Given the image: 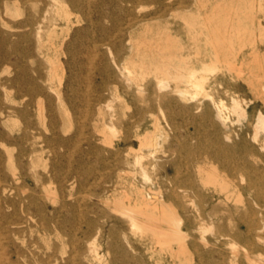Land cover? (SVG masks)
Here are the masks:
<instances>
[{"label":"bare ground","instance_id":"1","mask_svg":"<svg viewBox=\"0 0 264 264\" xmlns=\"http://www.w3.org/2000/svg\"><path fill=\"white\" fill-rule=\"evenodd\" d=\"M11 1H3L0 17L3 11L7 13ZM30 1L40 3L39 10L28 12L17 24L24 32L17 37L28 38V45L21 49L20 42H11L9 35L5 39L8 47L21 49L22 57L16 61L8 54L3 57L6 68L21 66L25 59L29 63V67L22 65L18 71L19 77L29 76L18 85L28 101L23 109L14 111L22 117L24 126L17 137L0 130V145L8 148V143L15 142L20 147L19 168L35 184L31 188L30 182L24 183L23 193L30 192L26 197L3 198L11 185L3 172L0 153V237L9 250L6 257H0V264H22L19 258L25 257L26 249L19 241L23 225L33 214L38 217L34 225L37 230L57 236L58 242L49 245L44 253L52 264H148L144 261L148 255L150 264H169L162 260L165 255L174 264H238L240 242L247 245L243 253L247 264H257L264 256V140L258 135L264 117L260 116L253 135L235 130L223 95L231 97L235 109L240 107L236 93L244 90L237 83L245 75L244 48L250 45L254 58L264 52V46L261 48L255 40L257 35H263L264 0L13 2ZM144 3L158 5L160 10L151 19L166 25L171 23L165 18L166 10H172L174 5L195 13L187 22L188 44L176 43V53L166 55L170 40L178 37L180 30L169 32L161 22L153 25L147 18H134V10ZM122 14L126 16V29L119 25ZM76 25L82 27L65 48V34L69 35ZM138 30L140 39L135 42L133 35ZM125 31L129 33L127 40L134 41L133 54L120 67ZM80 39L85 43L76 45ZM107 54L114 56L116 70L122 68L127 81L125 90L115 95L128 101L131 88L135 86L137 90L130 102L137 106L136 112L128 119L116 112L105 113L103 91L110 82L117 83L110 63L101 62ZM36 57L49 61L47 73L41 66L35 67ZM171 68L176 72L172 74ZM59 70L63 71L61 76ZM218 70L221 76L212 78L211 73ZM170 76L174 85L165 82ZM256 76L250 84L255 95L263 98L264 85H256ZM56 77L59 85L65 79L68 84L54 103L47 97V85ZM40 98L47 103L46 116L39 107L43 119L38 124L44 133L35 132L38 129L30 113L34 104L43 101ZM165 111L177 113L181 122L167 121L163 126L156 113ZM10 113L8 108L0 111L5 118H10ZM178 126L182 129L180 148L173 152L168 149L160 157L155 148L159 138H168ZM115 129H120L121 140H105L102 147L99 136ZM82 145L86 146L83 150ZM184 148H189L185 154ZM175 152V160L170 159ZM45 155H49L51 163L41 176L35 167ZM186 160L187 178H172L166 164L176 169ZM132 166L139 170H129ZM151 166L161 171L150 174ZM59 176L70 183L71 201L49 212L48 203L58 201L45 185ZM21 179L23 176L14 173L11 180L18 183ZM98 179L101 189L92 191L94 199L75 196L74 191L81 194ZM168 179H174L181 189L187 187L195 196L192 221L180 213V195L161 188ZM142 181L145 185L140 184ZM100 218L109 225L101 223ZM192 228L194 235L189 233ZM100 234L102 241L96 245ZM156 255L161 260L154 261Z\"/></svg>","mask_w":264,"mask_h":264},{"label":"rangeland","instance_id":"2","mask_svg":"<svg viewBox=\"0 0 264 264\" xmlns=\"http://www.w3.org/2000/svg\"><path fill=\"white\" fill-rule=\"evenodd\" d=\"M3 1L5 0H0V6H2ZM15 1V0H13ZM13 1H11V3L9 4V8L7 10V13L5 11H3V13L1 14L0 17V111L4 110V108H8V111L11 112L10 118H5L0 114V130L5 131L6 133H8L9 135H11L12 137H17L19 135V130L24 126V120L22 119V117L15 113L14 111L16 110H21L24 108V106L26 105L27 97H25L24 92L21 91V89L19 88V83L23 82V79L26 80L29 78L28 75H26L25 77H19L18 76V71L20 69H22V65H25L27 67H29V63L28 61L25 59V63L23 62V64L17 65V66H9L8 68H6V65L4 64L3 61V57H5L7 54L8 56L13 60L16 61V59L22 57L21 54V49L26 48V46L28 45L29 39L26 37H23L21 39H19L17 37V34L19 33H24L23 30L18 29L17 28V24L19 23V21L23 20L26 16V14H28V12H35L37 9L39 10L40 8V3L36 2V1H30V2H21L19 4H15ZM14 4V5H13ZM19 8L21 9V15H19ZM27 8V9H26ZM159 6L155 5V4H148V3H144L142 4L139 8H136V10H134V18H138V19H143V18H147L146 21L149 22V24H153L156 25L158 24V22L161 21H157L156 19H151V17H153L154 13H156L157 11H159ZM165 9H161V11H164ZM189 10H185V9H177L176 6L174 5V8L172 10H166V20H169L171 23H169L168 25H166V23L161 22V24L165 27H168L170 29L169 32H174V29L178 28L180 30L179 32V36L178 37H173L170 40V47L165 50L166 55L167 54H175L176 53V48L175 45L176 43H187L188 44V28H189V23L188 20L190 17H194L196 16L195 13H189ZM76 15L73 16V18H75ZM142 17V18H141ZM126 16L124 14H122L120 16V24L122 25V28L126 29L127 28V21H125ZM82 27V25H76L73 27V29L70 31L69 35L65 34V42H64V47L66 48L70 43H72L74 41L75 38V33L76 31L80 30ZM164 27V28H165ZM262 36H256L255 40L256 43L263 48L264 46V27L262 29ZM45 34V33H44ZM128 32L125 31V39L123 41V46L125 48V53L123 56H121L119 58V64L120 67L123 66V62L124 60H126L127 58H129L132 54H133V44L134 41L136 42L137 40L140 39V34H141V30H138L135 32V34L133 35L134 37V41L133 42H129L128 39ZM12 36V38H8L10 41H14V42H20L21 44V49H14V46H12L13 48H9L5 39L8 36ZM46 36V35H45ZM261 39V40H260ZM82 39L78 40L76 43V45H79L81 42L85 43L84 41H81ZM263 40V41H262ZM11 41V42H12ZM130 47H129V46ZM23 46V47H22ZM18 48V46L16 47ZM130 48V50H129ZM250 45L246 46L244 48V63L242 65V68L245 71V75L243 76L242 79L238 80L237 83L241 84L244 88L243 91L236 93L238 95H236L240 107L237 109L234 108V103L232 102L231 97L228 94H224V100L225 103L227 105L228 108V115L230 116V120L231 123L233 125V128L237 131H241V132H246L249 135H253L255 134V129H256V125L260 119V116L262 115V117H264V97L263 98H258L257 95H255L254 92V88L252 87L253 85L250 84V79L253 78L254 76H257L258 79L256 78L254 81L256 83V85L262 86L264 85V62L262 60H264V52H262V56L259 55L257 58H254L251 54H250ZM54 51L50 52V55L53 56ZM195 54H193L192 56H194ZM113 57L110 54H107L106 56H104L101 60L102 63L104 62H108L110 63L111 67L116 71L117 74V79L116 82H110L105 88V90L103 91V95H104V104H105V113L110 114L112 112H116L118 114V116L120 117H124V118H129V116L133 113L136 112V107L137 106H133L130 104L131 99L133 98L132 94H136V88L135 86H133L131 88L130 91V95L129 97H126V100H122L119 99L116 95L115 92L118 91L119 93H122V91L125 90V87L127 86V81L125 80V78H123V73L120 70H116V66L115 63L113 62ZM168 57H166L167 59ZM242 56L238 57V60L241 61ZM262 59V60H261ZM63 61H66V59L63 57ZM252 61V62H251ZM261 61V62H260ZM35 67L36 66H41L43 68V71L45 73H47L49 71L50 68V63L49 61L45 60L44 58L41 57H36L35 58ZM262 65V66H261ZM197 67L201 68L200 64H196ZM262 67V68H261ZM250 68V69H249ZM250 70V71H249ZM170 72L173 74L176 72L175 68H171ZM59 76H61L63 74L62 70L58 71ZM64 74L67 78V80L69 79V75L67 72H64ZM212 74V78H218L219 76H221V71H216ZM262 77H261V75ZM260 76V78H259ZM66 79L63 80L62 85H59L58 82V78H54L52 80L49 81V85H47L48 87V91H47V97L50 98V100L52 102H57V99L59 97V95L64 93V90L66 89V85L68 84V81ZM171 80V81H170ZM171 83V85H174V80H172V76L168 77V79H165V82ZM232 82L234 83V81L232 80ZM261 82V84H260ZM117 86V87H116ZM115 88H117V90H115ZM201 98V97H198ZM43 99L40 100L39 104H34L31 109H30V113H31V118L33 119V121L36 123V127H37V132H41L44 133L43 127L41 124L42 121V116L39 115V107L43 108V115L46 116V107H47V103H46V99L44 98H40ZM126 101L128 104H130V107L128 108L126 105L127 103L124 102ZM246 101V102H245ZM251 101V102H250ZM245 102V103H244ZM252 107H256L255 109H252ZM242 108V109H241ZM242 110V111H241ZM236 113V114H235ZM261 113V114H260ZM158 118L161 120V124L164 126L166 125L167 121H170L172 123H180L181 122V118L177 115V113L174 112H157L156 113ZM246 115V116H245ZM164 117V118H163ZM264 119V118H263ZM39 120V121H38ZM263 124H264V120H263ZM263 127V128H262ZM255 130V131H254ZM181 127L178 126L177 129L175 130V132H172L170 136H168V138H166L165 136L160 137L158 140V147L156 146L155 148H157L156 150V154L161 156H164L163 152L171 149L172 152L175 151L176 149L180 148V141H181ZM106 135H100L99 137L101 139H103L102 141H100V145H102V147L105 146V140L109 141V140H113L114 143H118L121 140V136L122 133L120 131V129H115V130H109L106 132ZM115 135V136H114ZM258 135L259 138L264 140V126H261L258 130ZM69 135L67 134L65 137H68ZM193 144L196 143V140L192 141ZM133 146L135 148L138 147V143L136 141H134ZM7 147H4L2 145H0V153L2 154V162H3V172L5 175L8 176V184L11 185V190L6 194L3 195V198H9L11 200H17L20 197H26L27 195H29V191H26L25 193H23L22 189H24V186L26 182H30L31 184V188L34 187L35 181L27 175H24L25 172L24 170H21L19 167L20 163L18 161V157H19V153H20V147L18 145L15 144V142L12 143H8ZM86 148L85 145H82V150ZM185 149V150H184ZM182 151L185 154L186 151H189V148H184ZM13 152V153H12ZM147 152V150H144L143 153ZM12 153V155H11ZM183 154V155H184ZM176 155H178L177 152H175L174 156H171V158H173L172 160H175V158L177 157ZM46 158L39 161L35 167V171L39 174V175H45V168L47 166L50 165L51 161L49 160V155H45ZM11 157V158H9ZM167 159V158H164ZM13 162H12V161ZM14 164V165H13ZM167 166L165 167L166 170L168 171V173L170 174V176L173 178L174 175H177L178 179L183 180L184 178L186 179L187 177L185 176L187 169H188V165H187V160L185 162H181L179 163L178 167L176 169H174L170 164H166ZM129 170L135 171V167H129ZM139 170V169H137ZM161 171V169L159 167H149V172L150 174H155V173H159ZM11 172V173H10ZM14 173H16L17 177L19 176H23V179L20 180V182H14L11 179L14 176ZM82 180L85 179V176L81 177ZM90 180V179H89ZM92 183L95 182L94 179L90 180ZM100 179L97 180V182L95 183L94 186L88 187L87 189H84L81 194L77 193V191H74L75 196H80L81 198L84 197L87 200L88 199H94V197L92 196L93 194V190L99 191L101 189L100 183H99ZM47 182V180H46ZM42 182L38 183L39 184V191L42 193ZM69 182L65 181V178L63 176H59L58 178H55L52 181H48V183L45 185L47 190L49 191V193L51 194V196L53 197V199H57L58 203L56 204H52L51 202L48 203V209L49 212L50 210L52 211V209L56 206L61 205L64 202L67 201H71L69 194H70V189H69ZM141 185H145V182H141ZM176 181L170 180L168 179L167 181L163 182L161 184V188L164 191L167 192H172L174 190L175 193H178L180 195V200L182 202L183 205V209L180 210V213L183 215V217L188 218L189 220L191 219V221L193 220V213H194V204L196 203V198L195 196L191 193L190 190L187 189V187L184 188H180L176 185ZM22 187V188H21ZM67 187V188H66ZM19 191V192H18ZM22 192V193H21ZM85 193V194H84ZM53 194V195H52ZM56 194V195H55ZM90 195V196H89ZM194 200V201H193ZM191 202V203H189ZM18 215L20 216H26L25 214H21L18 213ZM94 216V215H92ZM38 217L33 214L32 216H30L28 219V222L25 223L23 225V231L21 233V239L19 241V244L22 245V247H24V249H26L25 252V257H20L19 261L22 264H52L51 262H49L46 259V255L44 254L45 252H47V248L49 245L53 244V243H57L58 239L57 236L55 234H46V233H42V231L37 230L35 228V220ZM98 219V218H97ZM25 220L27 221V218L25 217ZM99 220V219H98ZM100 222L103 224H107L105 219L100 218ZM109 224H107L106 226H108ZM193 230V231H192ZM140 230H137V232H139ZM191 232V234H196V232L194 231V229L192 228L189 233ZM103 236L100 234L95 242L96 245L100 244L102 241ZM190 240V238H189ZM3 243V244H2ZM0 257H6L8 254V248L6 246V241L3 240L0 237ZM242 247V248H241ZM245 248L247 249V245L244 242H240V248L239 253L240 256L238 257V264H247L245 258L243 257V253L245 251ZM2 249V250H1ZM262 253L264 255V247H262ZM61 256V255H60ZM14 259H16V256L13 257ZM165 260L167 263L169 264H174V260L171 259V257L169 255H165L164 257H162V260ZM161 260L158 258V255H156L155 260ZM144 261L148 264H150L149 260V255L145 256ZM63 262V261H62ZM260 264H264V256H262L259 259ZM257 263V264H258ZM176 264H180V262L178 261Z\"/></svg>","mask_w":264,"mask_h":264}]
</instances>
